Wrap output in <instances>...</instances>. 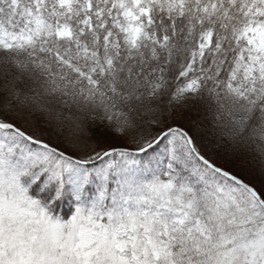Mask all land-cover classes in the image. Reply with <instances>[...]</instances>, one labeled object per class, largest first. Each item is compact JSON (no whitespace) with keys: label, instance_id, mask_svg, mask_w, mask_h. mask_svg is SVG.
<instances>
[{"label":"snow or ice","instance_id":"snow-or-ice-1","mask_svg":"<svg viewBox=\"0 0 264 264\" xmlns=\"http://www.w3.org/2000/svg\"><path fill=\"white\" fill-rule=\"evenodd\" d=\"M0 264H264V0H0Z\"/></svg>","mask_w":264,"mask_h":264},{"label":"trees","instance_id":"trees-1","mask_svg":"<svg viewBox=\"0 0 264 264\" xmlns=\"http://www.w3.org/2000/svg\"><path fill=\"white\" fill-rule=\"evenodd\" d=\"M257 179L259 180V177H257Z\"/></svg>","mask_w":264,"mask_h":264}]
</instances>
